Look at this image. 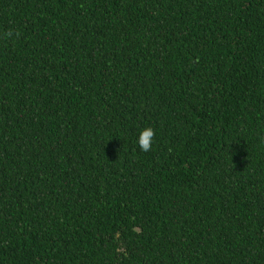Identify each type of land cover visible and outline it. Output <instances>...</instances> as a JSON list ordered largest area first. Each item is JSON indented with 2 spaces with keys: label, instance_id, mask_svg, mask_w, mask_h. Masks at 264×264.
Masks as SVG:
<instances>
[{
  "label": "trees",
  "instance_id": "trees-1",
  "mask_svg": "<svg viewBox=\"0 0 264 264\" xmlns=\"http://www.w3.org/2000/svg\"><path fill=\"white\" fill-rule=\"evenodd\" d=\"M0 264H264V0H0Z\"/></svg>",
  "mask_w": 264,
  "mask_h": 264
},
{
  "label": "clouds",
  "instance_id": "clouds-1",
  "mask_svg": "<svg viewBox=\"0 0 264 264\" xmlns=\"http://www.w3.org/2000/svg\"><path fill=\"white\" fill-rule=\"evenodd\" d=\"M154 137L155 130L150 125L139 129L136 136V144L139 147L140 151H151L153 147Z\"/></svg>",
  "mask_w": 264,
  "mask_h": 264
}]
</instances>
